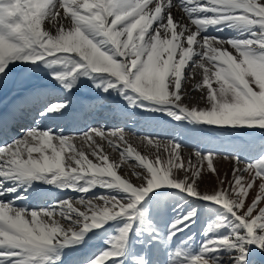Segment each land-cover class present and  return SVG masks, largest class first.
<instances>
[{"label":"snow or ice","instance_id":"obj_1","mask_svg":"<svg viewBox=\"0 0 264 264\" xmlns=\"http://www.w3.org/2000/svg\"><path fill=\"white\" fill-rule=\"evenodd\" d=\"M174 9L187 23L174 18ZM210 29L234 35H208ZM190 62L192 73L202 70L194 85L202 108L184 103L191 98L184 88ZM52 83L68 94L90 85L126 119L159 114L194 131L258 133L259 155L245 162L241 146L230 145L223 157L235 164L229 186L221 179L219 190L200 191L204 161L218 176V151L197 150V163L189 157L185 165L175 137H140L157 148L149 160L114 142L128 143L123 129L66 135L28 127L0 146V264H264V0H0V92H16L7 111L0 110V133L26 119ZM38 116L68 118L70 101L49 103ZM129 158L138 164L118 174ZM41 186L104 191L43 208L17 205ZM166 197L175 215L161 228ZM202 221L197 246L191 229Z\"/></svg>","mask_w":264,"mask_h":264},{"label":"rangeland","instance_id":"obj_2","mask_svg":"<svg viewBox=\"0 0 264 264\" xmlns=\"http://www.w3.org/2000/svg\"><path fill=\"white\" fill-rule=\"evenodd\" d=\"M184 18V17H183ZM186 20V18H184ZM187 21V20H186ZM215 32L213 30H209L208 35H213ZM234 33L231 31L223 32L222 38H227L229 36H233ZM194 60H198L199 57H194ZM191 66V62L189 63ZM185 71H187L185 69ZM188 76V75H186ZM196 79V77H194ZM189 77L188 82L184 85V88L191 93V98L186 96L184 98V103L189 107L197 106L204 107V101L201 99V92L199 90L194 89V85L201 80H194ZM33 83L36 84H45L47 85L49 82L47 80L35 78ZM50 86H55V83H52ZM93 89L91 86H86L80 89L73 90L75 94H86ZM92 113L98 114L101 119L99 123V127L106 128L107 124H113L114 129H123L125 132V139L128 142L125 144L124 142L116 141L115 143L123 149L127 147L129 144L131 147L135 149V151L140 152L142 155L148 157L149 160H154V154L157 152V148L147 145V141H142L140 137H154L161 141H168L169 139L175 137L182 144V148L180 149L182 160L185 165L188 162L189 157H191L193 163H197L195 158V151L199 150L201 153H207L209 151H218L220 155L213 159V165L216 169V174H213L210 170H207L206 164L207 161H204V168L201 172L202 179L198 180L199 190L200 191H213L219 190L220 188V180H224V187L227 188L228 182L232 179V169L235 166L234 161L225 160L224 154L227 151H231L230 145H240L241 147L238 149L241 152L242 158L245 162L254 161L259 155V144L261 143V137L257 133L254 137H249L247 135L240 136L239 134L234 136H227L219 131H210L205 128L203 131H194L188 125H177V122L171 121L169 118L163 115H157L155 118H150L148 114L137 112V115L132 119L122 118L119 120V116L121 115L119 110L116 108L111 101L100 98L97 105L91 107ZM108 117L113 118L112 120ZM115 120V121H114ZM18 133V134H17ZM15 136L19 137L20 132H15ZM97 141L99 138L96 139ZM132 141L133 144H131ZM249 140L252 141V145L250 147H244L242 145V141ZM136 141V142H135ZM105 148L109 150V152L115 156H118L119 153L114 152L112 148H109L107 144H105ZM133 145V146H132ZM160 154L162 157H166V153L163 152V148H160ZM130 164H138V162L134 161L132 158H129L128 163L121 165L120 172L121 173H131L133 170L129 166ZM244 164H241L240 167H243ZM157 167H163V165H157ZM136 171H143L142 166L137 167ZM183 173H181L182 175ZM254 175V173H253ZM249 179V174H245V180ZM133 183H138L134 176H132ZM258 183V181H257ZM53 190L51 186H49L48 190ZM97 190V191H95ZM92 192L87 193L86 197L98 196L104 190L95 189ZM256 188L251 190V195L247 198L246 204H250L253 197L256 195ZM70 193V192H69ZM82 194H74L70 197L78 198ZM174 205V200L172 198L166 197L164 198V202L159 207V215L157 217L158 222L161 228H164L167 222L175 215L172 211V207ZM259 207H264V202H262ZM204 227V222H200L197 225H194L191 229V232L197 234L196 244L198 246V242L202 237L199 235L201 229ZM185 234H181V237ZM159 258L161 260L164 259V255L161 252L159 254Z\"/></svg>","mask_w":264,"mask_h":264},{"label":"bare ground","instance_id":"obj_3","mask_svg":"<svg viewBox=\"0 0 264 264\" xmlns=\"http://www.w3.org/2000/svg\"><path fill=\"white\" fill-rule=\"evenodd\" d=\"M173 16L175 19H181L182 22L187 23V21L184 19L186 17L179 9H174ZM45 26L48 27L47 23ZM213 35L223 36V32H215ZM193 67H194L193 65L191 66L189 65L186 68L187 71H185V75H188V77H191L193 79L194 77H196V79L194 80L197 79L202 80V76L200 75L202 70L197 69L195 73H192L190 70ZM50 89L51 90L44 98L39 99L34 104V106L29 109L26 119L12 125L10 129L7 131V133H0V146L4 144H11L13 140L20 138L28 127L38 126L42 129L44 128H52L56 130L63 129L64 134L66 135L79 134V133L87 132L90 128L101 127V126L99 127V123L101 122V119L100 117H98L99 116L98 114L92 113L91 107L97 105V103L100 100V97L103 95L102 93L92 90L89 91V93L79 95V94H75L74 92L68 94L64 92V90L55 86H50ZM15 99H16L15 90L9 89L0 92V110L7 111V109L14 103ZM65 100L70 101V116L68 118L42 120L38 116L39 111L42 108H44L47 104L55 103V102H63ZM108 118L111 120L113 119L111 117ZM122 118L124 117L120 115L119 120ZM104 129L112 130L114 129V125L108 123L106 128ZM17 131L20 132L19 137L15 136L14 134ZM97 138L98 137H96L95 139ZM113 139L114 142H116L115 138ZM129 142H131V144L134 143V142L132 143L131 140ZM105 144H104V148L106 146ZM105 152L110 156V158L117 160L119 159L118 156H115V154L113 155V153L111 154L109 150H107L106 148H105ZM119 170H118V174L123 176L124 173H121ZM48 188L49 186H41L40 189H38L37 194H33L26 201H17V205L18 206L26 205L30 208H43L46 207L49 203L53 202L54 200L68 198L71 195L77 194L70 190L60 191L55 189L54 187H52L54 188L53 190L51 188H50L51 190H48ZM78 194L80 195V193ZM82 195H86V194H82ZM3 199H8V197H5Z\"/></svg>","mask_w":264,"mask_h":264}]
</instances>
